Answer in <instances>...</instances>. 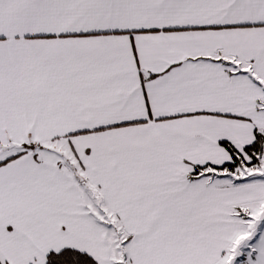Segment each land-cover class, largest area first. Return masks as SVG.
<instances>
[{"label":"snow or ice","instance_id":"1","mask_svg":"<svg viewBox=\"0 0 264 264\" xmlns=\"http://www.w3.org/2000/svg\"><path fill=\"white\" fill-rule=\"evenodd\" d=\"M0 264H264V0H0Z\"/></svg>","mask_w":264,"mask_h":264}]
</instances>
